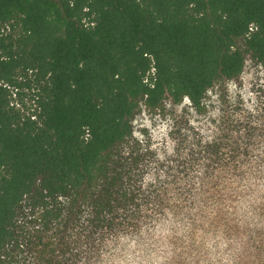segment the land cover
Wrapping results in <instances>:
<instances>
[{
	"label": "trees",
	"instance_id": "obj_1",
	"mask_svg": "<svg viewBox=\"0 0 264 264\" xmlns=\"http://www.w3.org/2000/svg\"><path fill=\"white\" fill-rule=\"evenodd\" d=\"M246 54L264 68V0H0V264H116L119 237L202 208L181 220L191 240L197 226L233 234L249 264L220 205L264 184L250 162L264 163V99L190 152L211 183L150 179L160 159L133 131L141 103L201 109Z\"/></svg>",
	"mask_w": 264,
	"mask_h": 264
},
{
	"label": "rangeland",
	"instance_id": "obj_2",
	"mask_svg": "<svg viewBox=\"0 0 264 264\" xmlns=\"http://www.w3.org/2000/svg\"><path fill=\"white\" fill-rule=\"evenodd\" d=\"M263 90L264 68L246 54L241 75L236 79L216 81L206 92L199 110L188 99L174 103L166 98L161 106L153 109L141 103L133 118L134 138L144 149L155 150L160 159L158 163L152 164L158 165L159 170L151 165L149 178L167 179L171 182L177 178V182L211 183L213 177L195 176L201 173L198 171L202 165L201 162L191 161L190 152L202 149L207 141L220 137L228 117L246 120L248 111L254 115L260 112L261 101L264 99ZM12 99L13 103L18 102L16 94H13ZM226 132L225 130L224 135ZM250 162L255 164V168L264 167L259 158L253 157ZM167 172L172 174H165ZM185 172L188 173L187 176L183 174ZM257 184H249L245 190H241L235 203L222 202L220 205L221 209L226 208V215L238 222L240 229L245 232L243 241L247 244L240 251L244 252L245 262L248 261L249 264H264V184ZM249 186L255 188L247 190ZM187 212H180L183 214L181 218L180 213L169 214L170 220L175 223L179 221L173 227L163 226L161 220H151L142 224L131 236L116 239L113 246L123 253L116 259V264H174L169 261L171 257L180 259L182 264L244 263L237 258L239 250H232L236 246L233 234L214 230L205 234V230L197 226L192 241L188 228L183 224L184 219L191 226L192 217L197 222L204 221L207 214L211 215L213 211L202 208L200 211L193 210L195 214ZM224 227L226 229L225 225ZM141 250L145 251L144 256Z\"/></svg>",
	"mask_w": 264,
	"mask_h": 264
}]
</instances>
